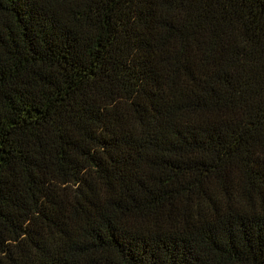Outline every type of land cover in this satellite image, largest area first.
I'll list each match as a JSON object with an SVG mask.
<instances>
[{
    "label": "trees",
    "instance_id": "obj_1",
    "mask_svg": "<svg viewBox=\"0 0 264 264\" xmlns=\"http://www.w3.org/2000/svg\"><path fill=\"white\" fill-rule=\"evenodd\" d=\"M0 264H264V0H0Z\"/></svg>",
    "mask_w": 264,
    "mask_h": 264
}]
</instances>
